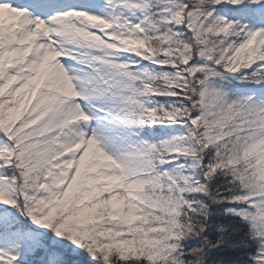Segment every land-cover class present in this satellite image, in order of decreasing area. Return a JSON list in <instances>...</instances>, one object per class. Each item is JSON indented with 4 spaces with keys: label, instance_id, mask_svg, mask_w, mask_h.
<instances>
[{
    "label": "snow or ice",
    "instance_id": "snow-or-ice-1",
    "mask_svg": "<svg viewBox=\"0 0 264 264\" xmlns=\"http://www.w3.org/2000/svg\"><path fill=\"white\" fill-rule=\"evenodd\" d=\"M0 264H264V0H0Z\"/></svg>",
    "mask_w": 264,
    "mask_h": 264
}]
</instances>
